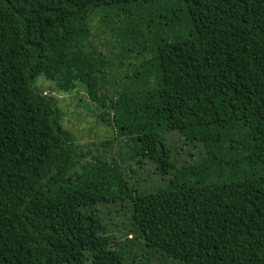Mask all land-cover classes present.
Instances as JSON below:
<instances>
[{"label":"trees","instance_id":"16d2710c","mask_svg":"<svg viewBox=\"0 0 264 264\" xmlns=\"http://www.w3.org/2000/svg\"><path fill=\"white\" fill-rule=\"evenodd\" d=\"M38 78L109 110L155 185L81 165ZM0 264H264V0H0Z\"/></svg>","mask_w":264,"mask_h":264},{"label":"rangeland","instance_id":"374dc122","mask_svg":"<svg viewBox=\"0 0 264 264\" xmlns=\"http://www.w3.org/2000/svg\"><path fill=\"white\" fill-rule=\"evenodd\" d=\"M96 14V13H95ZM121 18V17H120ZM98 16H92L90 19L91 36L93 37V44L95 48L103 55H107L108 42H112L113 37L109 32L102 33L100 31ZM123 23L116 21L117 27H121ZM123 28V26L121 27ZM114 48L111 47V50ZM145 53L142 57L146 56ZM133 56L134 53H131ZM142 57L138 56L136 62L133 59H128L131 62L141 61ZM121 67L117 71H121ZM116 72V70L114 71ZM105 78L101 82L100 94L110 97L113 93L114 84L107 82ZM35 88L40 90L42 94L49 93L56 99V105L61 113L60 123L62 128L69 132L75 141V152L82 155V160L79 161L81 165L85 163H93V158H99L105 161L114 162L119 167L124 169L121 176L131 186L136 181L143 182L140 186H147L153 183L155 185L157 177L154 175L155 171L152 168H145L143 171L132 160H127L126 166L122 164L129 154V147L125 144V139L116 134L112 125H107L106 117L102 115L109 114V110H103L90 101L80 86H76L74 91L70 93H59L54 90L53 83L44 81L38 78L35 83ZM169 140L175 142L177 145L180 140L175 134H171ZM102 143L106 145H102ZM180 152H183L181 150ZM195 153V151H194ZM186 155V154H185ZM186 158V156H184ZM131 169L132 171H130ZM147 176H145V175ZM124 206L119 200L111 201L99 205V209L107 219L108 224L117 223L124 220L122 214L118 211V207Z\"/></svg>","mask_w":264,"mask_h":264}]
</instances>
